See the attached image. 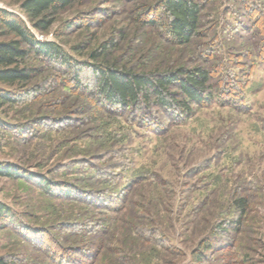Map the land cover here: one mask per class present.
Segmentation results:
<instances>
[{"label": "rangeland", "instance_id": "rangeland-1", "mask_svg": "<svg viewBox=\"0 0 264 264\" xmlns=\"http://www.w3.org/2000/svg\"><path fill=\"white\" fill-rule=\"evenodd\" d=\"M22 1L0 7L31 26ZM198 1L202 25L188 44L166 33L161 0H73L48 32L33 29L82 65L83 86L74 68L32 56L41 71L32 86H47L35 102L0 112V161L103 200L49 196L30 179L0 176V200L13 215L0 224V257L60 264L61 252L85 250L86 264H264V0ZM86 61L145 74L201 67L213 96L181 122L157 106L110 109ZM150 112L164 132L148 130ZM11 127L23 128L26 142ZM243 197L248 208L235 229ZM76 222L108 231H74Z\"/></svg>", "mask_w": 264, "mask_h": 264}, {"label": "trees", "instance_id": "trees-1", "mask_svg": "<svg viewBox=\"0 0 264 264\" xmlns=\"http://www.w3.org/2000/svg\"><path fill=\"white\" fill-rule=\"evenodd\" d=\"M72 1L23 0L20 3V9L25 12L31 26L15 12L0 7V37H9L8 40L0 39V112L7 108L12 109L13 106H27L28 103L35 102L46 89L48 79H45L41 85L35 83L36 85L32 86L41 75L40 69L28 62L32 56L37 57L39 60L42 59L54 64L62 63L69 66V68H74L76 71L74 75L75 83L80 87L83 86V83H81V71L83 68H80L82 65L63 53L62 47L58 43L39 41L33 32V29L39 33L48 32L55 24L56 15L67 8ZM160 5L167 20L165 31L175 43L188 44L199 35L198 31L202 25V5L198 0H161ZM100 56L98 52L92 54L94 59H99ZM83 66L92 70L96 96L102 103H106L110 109L132 111L134 107H138L140 104L143 107H148L147 109H150L151 106H157L165 113V117L167 116L174 121L181 122L186 118L184 114L192 113L191 106L193 104H208L213 96L211 90H209L211 88L210 72L201 67L193 70L178 68V70H169L162 74H145L136 72L133 69L118 67L109 62L94 64L86 61ZM174 87L178 89V92L172 91ZM145 116V122L148 123L145 125L149 127L148 130H153L156 133L164 132L166 125L162 127L160 125L161 121L156 115L150 112L145 114ZM64 123V121H61L55 125H63ZM34 125L36 126V124ZM0 127H7L1 116ZM45 127L53 129L54 125L46 124ZM11 128L8 130L16 138L19 137L23 142H26V138L21 137L26 133L23 128ZM31 135H34V133L32 132ZM0 176L11 179L20 177L30 179L32 182H36L40 189L49 196L69 194L75 197L81 195L85 198L87 197L89 202L93 201L95 205L98 204L95 203L97 200L98 202L103 200L102 196H95L96 194L101 195L100 192L72 191L71 189L74 186H69L71 188L69 189L68 185L63 182H54L46 177L30 175L27 178L21 165L17 163L0 161ZM236 201L240 211L239 217L231 225H233L232 228L239 229L241 220H243V213L245 214L248 208V201L244 197ZM103 204L104 202H102ZM12 216L11 207L0 200V224L4 221L3 223L8 225L5 222L12 219ZM91 224L76 222L73 230L78 231L81 229V232L87 230L86 233L89 235L97 233L106 235L108 226L103 227L99 231H93L90 228ZM0 228L3 227L0 226ZM226 228L223 231L225 234L227 232ZM88 229L91 230L88 231ZM199 253L201 254L202 252ZM62 254L63 252L59 254L61 256L60 260L63 259L60 264H86L84 259L90 258L88 251L85 250H82L77 255L73 254L71 258L68 254ZM0 264L19 263L12 255H1Z\"/></svg>", "mask_w": 264, "mask_h": 264}]
</instances>
